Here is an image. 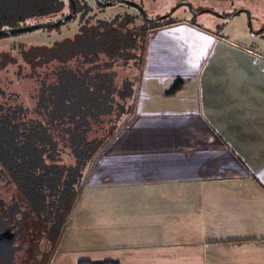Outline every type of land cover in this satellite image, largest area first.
<instances>
[{
	"label": "crops",
	"instance_id": "1",
	"mask_svg": "<svg viewBox=\"0 0 264 264\" xmlns=\"http://www.w3.org/2000/svg\"><path fill=\"white\" fill-rule=\"evenodd\" d=\"M128 127L138 176L86 180L78 203L108 195L66 224L104 251L79 259L264 264V51L185 19L151 30Z\"/></svg>",
	"mask_w": 264,
	"mask_h": 264
},
{
	"label": "trees",
	"instance_id": "2",
	"mask_svg": "<svg viewBox=\"0 0 264 264\" xmlns=\"http://www.w3.org/2000/svg\"><path fill=\"white\" fill-rule=\"evenodd\" d=\"M73 1L79 22L73 37L0 49V72L32 82L34 100L26 108L23 94L8 84L0 88V179L14 185L37 220L50 223L53 235L67 223L95 158L133 115L137 87L127 71L141 69L150 31L174 21L169 14L147 18L137 8L101 18L88 0ZM34 7L17 16L0 13V27L60 16L71 2L41 0ZM62 152L70 163L61 162ZM77 264L119 262L82 258Z\"/></svg>",
	"mask_w": 264,
	"mask_h": 264
},
{
	"label": "rangeland",
	"instance_id": "3",
	"mask_svg": "<svg viewBox=\"0 0 264 264\" xmlns=\"http://www.w3.org/2000/svg\"><path fill=\"white\" fill-rule=\"evenodd\" d=\"M141 4L144 10L152 17L169 13L171 20H188L198 27L209 30L222 36L229 42L235 43L241 47L252 49L253 51H264V0H132ZM41 0H0V13L9 16H17L23 12L33 10L36 4ZM92 6L91 12L101 18L111 17L112 15L122 12H136V8L126 3L118 2L112 5H103L97 7L90 0ZM237 9H241L236 12ZM230 16H227L229 15ZM226 15V16H225ZM141 18L137 17L135 24H140ZM78 18L74 17L65 23L60 24L57 28L34 29L22 33L0 36V49L6 48L12 43L21 42L25 45H51L54 42L70 38L78 30ZM2 28V27H0ZM128 64L131 68L135 67L133 60L130 59ZM14 68V67H13ZM129 76L134 77L135 85L138 86L141 69L127 71ZM0 88L2 91L13 89L23 94L21 104L26 108L32 109L34 100L29 97V91L32 82L27 79H13L11 73L0 72ZM9 76H8V75ZM127 75V74H126ZM7 84L9 85L8 88ZM19 93V94H20ZM2 97H0V101ZM128 124H125L107 145L100 151L95 158L90 171L87 173L86 180L96 182L103 180L101 174H105L109 181L127 179V177L138 176L137 164L133 160L134 156L126 154V150L131 147L130 140L123 142L124 132L128 130ZM61 162L70 163V156L64 152L60 154ZM92 174L90 175V173ZM90 176V177H89ZM135 178V177H133ZM118 179V180H117ZM101 189V188H100ZM0 190L9 195L14 191L13 184L0 179ZM88 190V189H87ZM106 189L98 190L94 188L86 191V196L78 203L76 201L72 212L79 209L77 203L82 205L83 209L90 210V206L98 198L106 197ZM20 197V196H19ZM89 208V209H88ZM83 211V210H82ZM70 212V213H72ZM71 215V214H70ZM75 220V219H74ZM39 226V225H38ZM37 229V228H36ZM36 231L39 233V229ZM36 243L33 245L32 257H28V264H77V260L91 253L104 251L94 247L92 250L91 243H86L83 237V228L75 225L70 220L68 224L63 225L61 232L58 234L50 233L48 237L37 236ZM30 254V256H31Z\"/></svg>",
	"mask_w": 264,
	"mask_h": 264
},
{
	"label": "flooded vegetation",
	"instance_id": "4",
	"mask_svg": "<svg viewBox=\"0 0 264 264\" xmlns=\"http://www.w3.org/2000/svg\"><path fill=\"white\" fill-rule=\"evenodd\" d=\"M97 2L101 4L100 6L106 5L100 3L99 1ZM126 4L135 7L134 5H131L129 3ZM10 192L11 193L7 195L4 194L3 190H0V215L1 217L7 219V224L10 226L9 227L10 231L13 232V237H12L13 244L19 246V249L15 253V257H14L15 262L28 264V257L29 258L32 257L31 252L33 251V245L36 243V234L38 232L36 230L39 229V233L37 234V236L48 237L52 228L50 226V223L44 224L43 222L37 220L34 214L30 211L25 201L21 197L17 196V194L14 191H10ZM13 200L18 202L17 206H11ZM14 208L15 209L21 208L23 212L19 213L18 210L13 211ZM32 262L33 260L30 263Z\"/></svg>",
	"mask_w": 264,
	"mask_h": 264
},
{
	"label": "water",
	"instance_id": "5",
	"mask_svg": "<svg viewBox=\"0 0 264 264\" xmlns=\"http://www.w3.org/2000/svg\"><path fill=\"white\" fill-rule=\"evenodd\" d=\"M102 4L111 5L117 2H125L129 3L131 5H134L137 7L142 14L147 18H155L150 16L144 8L141 6L140 3L132 1V0H97ZM71 2V9L66 14L51 18V19H45V20H39L35 22L30 23H24L16 26H7L0 28V36L3 35H11L16 33H22L26 31H31L38 28L43 27H52L58 24H61L63 22H66L72 18V16L75 13V3L73 0H70ZM241 9H237L236 12L240 11ZM168 14V12L159 15L158 17H164ZM230 16V15H227ZM18 202L13 200L11 206H17ZM19 211V213H22L23 210L21 208L13 209V211ZM10 226L7 224V219L1 217L0 215V264H24V263H17L15 262V253L19 249L18 245L13 244L12 237L13 232L10 231Z\"/></svg>",
	"mask_w": 264,
	"mask_h": 264
}]
</instances>
